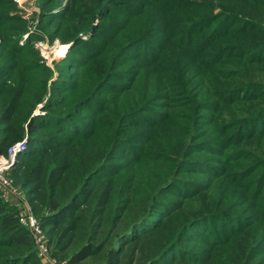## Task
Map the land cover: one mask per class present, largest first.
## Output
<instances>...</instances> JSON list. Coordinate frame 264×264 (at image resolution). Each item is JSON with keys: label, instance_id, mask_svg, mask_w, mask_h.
I'll use <instances>...</instances> for the list:
<instances>
[{"label": "trees", "instance_id": "16d2710c", "mask_svg": "<svg viewBox=\"0 0 264 264\" xmlns=\"http://www.w3.org/2000/svg\"><path fill=\"white\" fill-rule=\"evenodd\" d=\"M102 1L129 17L152 8L173 11L180 19L178 26L169 24L173 45L183 47L204 70L208 96L217 99L203 107L216 116L208 125L224 139L221 150L234 145L232 160H243L237 163L242 173L236 174L245 178L240 186L260 213L240 219L244 204L233 201L234 187L219 194L209 190L214 182L191 192L176 185L181 180L172 174V164L190 155L194 140L188 134L195 120L185 119L181 139L173 144L146 137L142 152L144 140L129 129L149 122L158 130L173 127L176 118L143 113L149 110L141 104L143 95L125 104L119 88L117 106H100L85 127L75 112L32 116L33 103L19 102L16 91L0 99V152L27 139L19 154L24 159L14 167L21 186L29 188L33 214L41 212L35 217L48 235L50 257L57 264H264L257 259L264 252V0ZM197 31L203 34L194 35ZM214 73L220 75L216 83ZM121 154L125 160L112 163ZM202 171L217 181L219 175L208 167ZM195 239L211 244L200 251L185 247ZM41 261L30 229L0 202V264Z\"/></svg>", "mask_w": 264, "mask_h": 264}, {"label": "rangeland", "instance_id": "374dc122", "mask_svg": "<svg viewBox=\"0 0 264 264\" xmlns=\"http://www.w3.org/2000/svg\"><path fill=\"white\" fill-rule=\"evenodd\" d=\"M100 2L0 0V99H7V94L19 91V102L33 103L32 116L75 112L86 127L91 125L92 117L99 115L100 106L106 104L115 108L121 96L122 101L129 104L139 101V95H143L145 99L141 104L149 109L143 113L154 119L167 113L176 118L173 127L167 125L160 130L152 126L155 122L131 127L130 131L140 133V141L151 137L163 145L173 144L181 139L179 128L185 119L195 120L188 134L194 140L189 148L190 155L172 164V174H178L181 180L176 185L191 192L214 182L209 190L219 194L229 193L234 187L233 201L244 204L239 208L240 219L249 221L256 217L260 212L254 210V202L240 186L245 178L236 174L241 171L237 163L243 160H232L234 145L221 150L219 145L224 139L213 134V127L208 125L216 116L211 109L203 107H207L204 106L206 101L214 104L217 99L208 96L204 70L193 62L183 47L173 45L176 38H171L169 24L177 22L178 26L180 19L173 11L158 12L152 8L146 15L129 17L108 1ZM202 34L197 31L194 35ZM228 68L231 70L233 66ZM213 81H220L218 73H214ZM119 88H122L121 96L117 92ZM90 93H94V97L88 103L83 102L81 99ZM190 100L195 106L188 111L185 108ZM3 129L0 127V137L4 135ZM144 142H139L142 152L147 149ZM23 159V155H17L8 169V177L19 195L3 198L0 192V202L14 210V217L26 206L30 210L32 206L28 201L29 188L21 186L14 167ZM124 160L121 154L112 163L120 165ZM203 167L219 175L217 181L213 175L203 172ZM33 211L39 218L41 212ZM215 225L220 232V224L215 222ZM194 229L196 233L203 231ZM44 237L48 240L46 233ZM202 237L209 236L202 234ZM214 238L210 237V241ZM210 244L195 239L185 242V247L200 251L208 249ZM257 259L264 261V252Z\"/></svg>", "mask_w": 264, "mask_h": 264}, {"label": "built area", "instance_id": "2783aa9c", "mask_svg": "<svg viewBox=\"0 0 264 264\" xmlns=\"http://www.w3.org/2000/svg\"><path fill=\"white\" fill-rule=\"evenodd\" d=\"M26 139L10 144L4 152H0V192L3 198L11 195H19L8 177V169L13 165L17 155L21 154L26 147ZM19 221L28 227L33 235L39 258L45 263L57 264L56 260L49 255L48 246L44 233L29 207H25L18 213Z\"/></svg>", "mask_w": 264, "mask_h": 264}, {"label": "bare ground", "instance_id": "6f19581e", "mask_svg": "<svg viewBox=\"0 0 264 264\" xmlns=\"http://www.w3.org/2000/svg\"><path fill=\"white\" fill-rule=\"evenodd\" d=\"M19 1V3H21L22 2V0H18Z\"/></svg>", "mask_w": 264, "mask_h": 264}]
</instances>
